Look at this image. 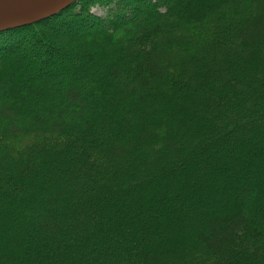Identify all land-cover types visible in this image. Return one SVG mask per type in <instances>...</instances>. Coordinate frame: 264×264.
Segmentation results:
<instances>
[{
  "label": "trees",
  "instance_id": "1",
  "mask_svg": "<svg viewBox=\"0 0 264 264\" xmlns=\"http://www.w3.org/2000/svg\"><path fill=\"white\" fill-rule=\"evenodd\" d=\"M8 134L0 264H264V0H77L0 32Z\"/></svg>",
  "mask_w": 264,
  "mask_h": 264
},
{
  "label": "water",
  "instance_id": "2",
  "mask_svg": "<svg viewBox=\"0 0 264 264\" xmlns=\"http://www.w3.org/2000/svg\"><path fill=\"white\" fill-rule=\"evenodd\" d=\"M77 0H0V32L37 23Z\"/></svg>",
  "mask_w": 264,
  "mask_h": 264
},
{
  "label": "rangeland",
  "instance_id": "3",
  "mask_svg": "<svg viewBox=\"0 0 264 264\" xmlns=\"http://www.w3.org/2000/svg\"><path fill=\"white\" fill-rule=\"evenodd\" d=\"M70 7V6H69ZM68 8V7H67ZM66 8V9H67ZM89 12L91 11L92 13H93V15L94 16H97V17H105V18H107V16H108V9H106L105 7H103L102 5H98V3H96V4H92V5H90L89 6ZM65 10V9H64ZM131 11H133V10H131ZM62 12V11H61ZM71 16H73L72 15V13H70V12H65L64 13V18H71ZM59 19V18H58ZM92 20H93V18L91 19L90 18V22L89 21H86V22H89L88 24H86L85 23V26H89V25H91V23H93L92 22ZM40 26V25H39ZM42 28H40L41 29V32H45L46 33V35H50L52 38L53 37H59V34H57V32L56 31H51V28H47V27H45V26H41ZM37 30V29H36ZM35 30V31H36ZM32 31V30H31ZM35 31L33 32L32 31V33H33V37L35 38V41H33V38H32V40H31V42L32 43H35V46H41L42 47V45H39L38 43H37V41H38V38L36 37V33H35ZM23 33H25V32H23ZM22 33V35H19V37H24V38H22V40H20V44H19V48H21L22 46H26V45H29L30 44V42H29V40H28V38H26L25 36H27V35H25V34H23ZM35 34V35H34ZM80 39L79 40H81L82 38L81 37H79ZM62 39H64V38H62ZM83 39H84V37H83ZM77 42V40H71V39H67V42ZM13 46V45H12ZM43 49L45 48V47H42ZM4 97V96H3ZM24 114V113H23ZM23 114H21L20 112H19V115H18V117L17 118H20V120H22V121H24V117H22L21 115H23ZM24 124L25 125H29V122H24ZM12 134V133H11ZM13 138H15V137H10L9 136V134L8 135H5V136H3V138L0 140V142H3L2 144H6V146L8 147V146H10V147H12V148H14V149H12L11 151H8V152H13L14 150H22V149H25V146H26V144L25 143H20V142H18V141H16V139L14 140ZM35 142H37L36 141V139H35ZM29 143V142H28ZM27 143V144H28ZM28 146V145H27ZM9 147V148H10Z\"/></svg>",
  "mask_w": 264,
  "mask_h": 264
}]
</instances>
